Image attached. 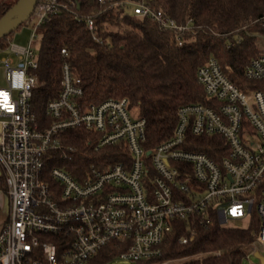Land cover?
Returning a JSON list of instances; mask_svg holds the SVG:
<instances>
[{
  "label": "built area",
  "instance_id": "obj_1",
  "mask_svg": "<svg viewBox=\"0 0 264 264\" xmlns=\"http://www.w3.org/2000/svg\"><path fill=\"white\" fill-rule=\"evenodd\" d=\"M131 5L174 33L182 45L190 22L179 23L144 1ZM61 7L59 0H39L26 23L28 44L11 41L2 59L7 84L0 87V169L10 200L9 218L0 230V264H87L116 241L117 256L130 262L157 260L174 221L196 215L221 224L228 219L258 220L256 241L264 242V51L245 66L257 87L242 88L211 56L197 77L212 103L191 102L178 110L173 135L146 146V119L127 97L88 103L82 78L71 62L62 64L61 90L46 103L43 124L32 105L39 84L38 28ZM95 34V20L85 18ZM67 58L66 47L61 49ZM83 127L97 135L94 150L124 143L128 158L91 163L79 178L63 167L72 146L62 133ZM221 136L226 154L217 161L193 149V136ZM195 231L180 238L187 243ZM160 261L159 264H168Z\"/></svg>",
  "mask_w": 264,
  "mask_h": 264
},
{
  "label": "trees",
  "instance_id": "obj_2",
  "mask_svg": "<svg viewBox=\"0 0 264 264\" xmlns=\"http://www.w3.org/2000/svg\"><path fill=\"white\" fill-rule=\"evenodd\" d=\"M16 1H0V18ZM59 1V10L38 28L40 81L34 88L32 105L45 125L52 121L44 115L45 106L59 96L65 60L82 78L86 102L99 103L108 97L129 99L130 107L146 119L148 148L173 135L181 105L213 102L197 77L199 66L211 56L240 87L261 84L248 80L244 69L264 51L256 44L258 35H264V0H133L162 9L179 23L189 21L192 29L184 32L182 45L175 42L172 31L161 29L152 18L132 13L131 5L116 4L126 0ZM88 16L95 20L96 38L85 23ZM14 31L0 38V53H5L13 41ZM63 47L68 50L67 58L61 53ZM96 138L83 127L63 132L65 147L75 149L69 150L62 166L79 178L80 171L91 163L112 164L128 158L124 143L94 150L91 142ZM193 139V149L217 161L226 154L221 136ZM0 188L6 189L2 174ZM209 214V222L202 215L174 221L157 260L197 254L180 264H241L245 248L256 241L258 220L247 228L232 227L221 224L215 212L209 210ZM191 229L195 231L194 239L181 242L180 238ZM123 250L122 244L113 241L87 264H107Z\"/></svg>",
  "mask_w": 264,
  "mask_h": 264
},
{
  "label": "rangeland",
  "instance_id": "obj_3",
  "mask_svg": "<svg viewBox=\"0 0 264 264\" xmlns=\"http://www.w3.org/2000/svg\"><path fill=\"white\" fill-rule=\"evenodd\" d=\"M2 1V0H0ZM129 11L132 13H136L135 8L130 6ZM18 16H15L17 18ZM13 19V20H14ZM32 32V26L28 23L20 25L15 31L13 32V40H15L19 44H28L30 36ZM40 44H41V39L40 37L38 39L34 40V47L36 50L39 51L40 49ZM256 44L258 45L259 48L264 49V35H258L257 37V42ZM5 53H0V87H5L7 84L6 80V75L4 72L3 64H2V59ZM135 113L137 110L134 108ZM37 115L38 112L36 111ZM43 122V121H42ZM252 224L251 218H243V219H228L224 225L226 226H232V227H244L247 228ZM256 251H259L262 255H264V242L260 241H255L251 245L247 246L245 248V254L246 256L244 257L243 261L241 264H262L260 259L255 255ZM202 256V254H199ZM197 254L191 255V256H183V257H178V258H171V259H163V260H152L149 262H141V264H159L160 261H166L168 260V264H180L183 263L186 260H189L191 258L196 257ZM107 264H138L136 262H130L128 260L120 259L118 257L114 258L112 261H109Z\"/></svg>",
  "mask_w": 264,
  "mask_h": 264
},
{
  "label": "water",
  "instance_id": "obj_4",
  "mask_svg": "<svg viewBox=\"0 0 264 264\" xmlns=\"http://www.w3.org/2000/svg\"><path fill=\"white\" fill-rule=\"evenodd\" d=\"M38 1L39 0H17L0 18V38L7 32L17 29L21 24L26 22L30 18ZM21 8H24L25 10L23 13L18 14ZM15 16L18 17L14 19ZM255 255L260 259L261 263L264 264V255H262L259 251H256Z\"/></svg>",
  "mask_w": 264,
  "mask_h": 264
},
{
  "label": "crops",
  "instance_id": "obj_5",
  "mask_svg": "<svg viewBox=\"0 0 264 264\" xmlns=\"http://www.w3.org/2000/svg\"><path fill=\"white\" fill-rule=\"evenodd\" d=\"M9 212H10V200L7 194V190L0 188V230H1L2 225L9 218Z\"/></svg>",
  "mask_w": 264,
  "mask_h": 264
},
{
  "label": "bare ground",
  "instance_id": "obj_6",
  "mask_svg": "<svg viewBox=\"0 0 264 264\" xmlns=\"http://www.w3.org/2000/svg\"><path fill=\"white\" fill-rule=\"evenodd\" d=\"M24 10H25L24 8H21V9L19 10L18 14L23 13Z\"/></svg>",
  "mask_w": 264,
  "mask_h": 264
}]
</instances>
